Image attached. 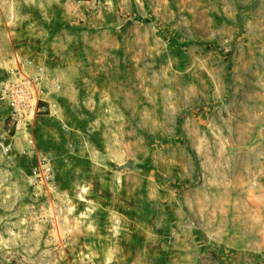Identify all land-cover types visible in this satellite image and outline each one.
Listing matches in <instances>:
<instances>
[{"label":"rangeland","instance_id":"obj_1","mask_svg":"<svg viewBox=\"0 0 264 264\" xmlns=\"http://www.w3.org/2000/svg\"><path fill=\"white\" fill-rule=\"evenodd\" d=\"M20 75L40 99L21 126L0 101V259L264 264V0H0Z\"/></svg>","mask_w":264,"mask_h":264},{"label":"built area","instance_id":"obj_2","mask_svg":"<svg viewBox=\"0 0 264 264\" xmlns=\"http://www.w3.org/2000/svg\"><path fill=\"white\" fill-rule=\"evenodd\" d=\"M39 99L33 81L23 75L0 84V101L6 104L9 118L17 126L36 113Z\"/></svg>","mask_w":264,"mask_h":264},{"label":"water","instance_id":"obj_3","mask_svg":"<svg viewBox=\"0 0 264 264\" xmlns=\"http://www.w3.org/2000/svg\"><path fill=\"white\" fill-rule=\"evenodd\" d=\"M132 165H133V163L131 161H129L126 164H124L125 167H131Z\"/></svg>","mask_w":264,"mask_h":264},{"label":"trees","instance_id":"obj_4","mask_svg":"<svg viewBox=\"0 0 264 264\" xmlns=\"http://www.w3.org/2000/svg\"><path fill=\"white\" fill-rule=\"evenodd\" d=\"M0 264H7V263L4 262L2 259H0Z\"/></svg>","mask_w":264,"mask_h":264},{"label":"crops","instance_id":"obj_5","mask_svg":"<svg viewBox=\"0 0 264 264\" xmlns=\"http://www.w3.org/2000/svg\"><path fill=\"white\" fill-rule=\"evenodd\" d=\"M47 95H49L48 93H47V91L45 92ZM52 95V94H51ZM54 96V95H53Z\"/></svg>","mask_w":264,"mask_h":264}]
</instances>
